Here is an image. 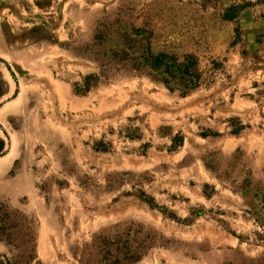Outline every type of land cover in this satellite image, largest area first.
I'll return each instance as SVG.
<instances>
[{"label": "rangeland", "instance_id": "obj_1", "mask_svg": "<svg viewBox=\"0 0 264 264\" xmlns=\"http://www.w3.org/2000/svg\"><path fill=\"white\" fill-rule=\"evenodd\" d=\"M102 22L199 81L104 71ZM0 78V206L44 264L130 222L153 241L136 264H264V0H0ZM12 232L0 264L26 257Z\"/></svg>", "mask_w": 264, "mask_h": 264}, {"label": "trees", "instance_id": "obj_2", "mask_svg": "<svg viewBox=\"0 0 264 264\" xmlns=\"http://www.w3.org/2000/svg\"><path fill=\"white\" fill-rule=\"evenodd\" d=\"M96 29L94 40L102 39V42L110 38L113 33L118 36L121 43L107 45L104 42L100 53L106 59L104 62V71L111 68L122 70L131 68L134 70L156 69L166 72L163 82L171 89V83L184 84L189 86L192 82L199 81L198 73H191L189 69L190 62L167 64L165 54L153 55L149 45L143 42L144 30L140 28L123 29L115 31L107 23H100ZM168 66V67H167ZM164 67V68H163ZM13 77L15 74L10 65H8ZM186 76H189L187 78ZM95 75H89L85 78V91L90 89L91 80ZM17 92V91H16ZM6 94L4 80L0 78V99ZM1 105V103H0ZM7 133L0 135V156L7 150ZM6 205L0 206V242L6 241L15 247H21L13 241L12 229H21L25 236L26 257L23 260H17L16 264H44L38 259L35 252V235L26 218L20 211H15L14 216L8 211ZM153 246L151 236L145 231L140 223L130 222L124 224L112 225L108 230H102L95 234L93 238L79 247L75 254L80 264H136ZM9 264V263H8Z\"/></svg>", "mask_w": 264, "mask_h": 264}]
</instances>
